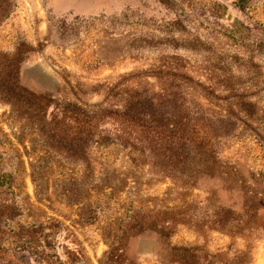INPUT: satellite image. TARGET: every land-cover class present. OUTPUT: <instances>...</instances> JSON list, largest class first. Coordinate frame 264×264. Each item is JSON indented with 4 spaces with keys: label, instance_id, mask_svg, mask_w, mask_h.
<instances>
[{
    "label": "rangeland",
    "instance_id": "obj_1",
    "mask_svg": "<svg viewBox=\"0 0 264 264\" xmlns=\"http://www.w3.org/2000/svg\"><path fill=\"white\" fill-rule=\"evenodd\" d=\"M0 54L47 105L0 99L10 227L63 228L36 233L45 256L0 251V264H264V0H0ZM183 96L208 118L209 159L196 142L176 165L178 142L135 165L130 144L87 125L137 98Z\"/></svg>",
    "mask_w": 264,
    "mask_h": 264
},
{
    "label": "trees",
    "instance_id": "obj_2",
    "mask_svg": "<svg viewBox=\"0 0 264 264\" xmlns=\"http://www.w3.org/2000/svg\"><path fill=\"white\" fill-rule=\"evenodd\" d=\"M249 0H237V7L244 10ZM4 55L0 54V99L16 106L18 109H26L25 106L33 112L44 113L47 107L41 96L34 94L26 89L18 82L17 72L18 68L9 65H4L1 60ZM173 77H179L184 82V88L191 86L192 83L200 86L194 82L192 76L184 72L169 71ZM33 98V101H30ZM46 97L44 98V100ZM178 105L179 109L184 111L177 117L180 112L171 113V117H175L173 122H164V115L170 113L169 109H164L162 106ZM176 107V106H175ZM39 108V111L36 109ZM132 110V111H130ZM198 113V111H196ZM197 115V114H196ZM190 108V101L185 96L181 97L178 102L177 98L167 99L166 101L155 102L152 98H137L132 101L128 108L124 110H111L107 109L100 113L99 116L92 115L87 119V125L92 128L101 127L102 133L99 135L100 140H110V143L126 145L130 144L133 149L132 162L135 165L141 164V157L146 156L147 151H152L155 145L174 144L182 142L186 146V150L176 156L177 163H189L190 146L197 144L203 148L205 156L209 159L212 150L209 146V124L208 118H203L199 115L196 116ZM36 116V114H35ZM156 116V117H155ZM97 120V122H96ZM97 127V128H98ZM181 130V137L176 141L175 135L172 134L174 130ZM172 134V135H170ZM99 140H97L98 142ZM214 158V157H213ZM215 162V160H213ZM212 163V159H211ZM15 176L11 172L4 170V157L3 152L0 151V251L8 254L12 259H19L23 252L27 255L45 256L46 249L39 242L36 241V233L41 231L50 236L52 240L61 238L62 233L60 224L58 222H51L47 225H30L28 227H21L14 229L10 227V221L16 217L18 210L15 197L13 194ZM11 190L10 195H3L4 192ZM50 230V231H48ZM13 238L9 241L8 237ZM52 236V237H51ZM70 238L66 233L63 239ZM49 238L46 239V245H50ZM49 252V251H48Z\"/></svg>",
    "mask_w": 264,
    "mask_h": 264
}]
</instances>
